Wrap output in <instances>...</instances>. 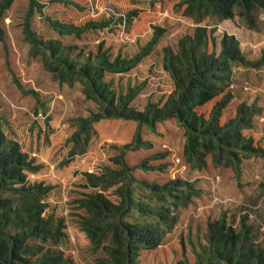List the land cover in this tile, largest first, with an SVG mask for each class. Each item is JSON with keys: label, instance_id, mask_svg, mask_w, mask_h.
Listing matches in <instances>:
<instances>
[{"label": "rangeland", "instance_id": "374dc122", "mask_svg": "<svg viewBox=\"0 0 264 264\" xmlns=\"http://www.w3.org/2000/svg\"><path fill=\"white\" fill-rule=\"evenodd\" d=\"M38 1L48 5L43 13L51 20L75 26L118 18L134 9L141 12L131 27L118 25L91 30L81 38L61 35L39 13L33 15L31 28L43 40H59L93 52L98 51V44L104 43V49H109L113 58L133 57L151 40L155 27L167 30L133 71L107 75L115 86L124 88L130 82L146 81L145 90L132 104L137 111L143 112L148 100L156 103L172 93V77L162 68L163 48L170 46L176 50L179 39L193 34L197 27L216 28L217 53L222 36L229 34L240 41L241 50L249 60L259 62L264 58L263 0H251L249 5L235 1L230 9L232 20L225 19L224 13L213 11L219 0ZM201 2L209 5V10ZM7 3L8 0H0V129L37 164H45L39 173L28 174V180L53 186L46 198L49 206L45 216L63 219L65 226L63 239L41 241L30 237L27 243L42 247L44 252L52 249L60 252L68 264H104L105 242L97 245L82 231L79 218L84 212L77 200L94 191L87 187L85 173L101 175L106 169H120L114 159L120 154L119 148L134 141L138 123L105 119L78 138L81 131L78 119L97 113L98 107L85 97L80 83L56 81L32 48L24 33L29 0H13L10 7ZM230 67L231 79L226 81L229 86H223L231 91L232 97L223 110L222 122L234 119L244 106L248 110L244 111L243 134L253 138L252 146L264 150V63L248 66L232 63ZM30 90L39 95V101L26 93ZM215 102L203 107L201 112L208 116ZM141 136L151 143V149L127 151L125 161L134 166L147 159L149 166H158L159 170L138 169L134 176L159 188L177 181L187 182L193 187V194L183 201L170 197L167 191L152 194L151 190L138 187L145 201L178 209L177 225L166 227L157 248L143 251L140 264H175L183 258L195 263V251L207 244L208 222L219 219L223 213L229 222L233 217L250 214L251 220L261 224L264 230V156L232 146L231 155L214 150L202 157L203 161H192L186 152L185 130L176 119L158 123L155 132L144 125ZM158 153L166 156L154 158ZM184 188L179 185V193H174L184 196ZM116 189L114 186L105 192L115 203L119 201ZM15 263L21 264L18 260Z\"/></svg>", "mask_w": 264, "mask_h": 264}, {"label": "trees", "instance_id": "16d2710c", "mask_svg": "<svg viewBox=\"0 0 264 264\" xmlns=\"http://www.w3.org/2000/svg\"><path fill=\"white\" fill-rule=\"evenodd\" d=\"M215 1V0H213ZM235 1L249 5L251 0H219L213 11L224 13L225 19L232 20L230 11ZM264 1V0H263ZM30 9L24 22V33L32 48L38 52L54 79L61 84L80 83L85 97L92 101L98 111L91 112L87 118H79L81 130L77 137L93 130V125L105 119H121L138 123V132L132 143L119 148L120 154L114 161L119 170L106 169L101 175L85 173L87 187L94 191L84 194L77 200L84 212L79 222L82 231L97 245L105 242L107 257L104 264H140L145 250L157 248L165 235L166 227L171 229L178 223L177 208L173 206H156L145 201L143 191L152 194L167 191L172 198L189 200L193 187L187 182L177 181L171 185L157 187L134 176L136 170H159L158 166H149L144 159L131 166L125 161V152L151 149V143L143 140L141 128L146 125L155 132L157 124L176 119L185 130L187 138L186 152L195 162L203 161L212 151L231 155L229 148L238 147L243 151L257 152L264 156V150L252 146L253 138L243 134L244 106H241L234 119L222 122L223 110L229 105L232 93L223 84L231 79L232 63L244 66L260 65L244 56L240 41L234 36L224 34L220 50L217 53L216 28L197 27L193 34L182 36L176 50L170 46L163 48L162 68L174 84L171 94L162 97L159 102L148 100L144 111H137L132 106L136 98L145 90L143 83H127L126 87L115 86L107 75L129 74L143 59L150 55L160 37L167 33L161 27H155L151 40L133 57L113 58L104 43L98 44V51H86L75 44H64L59 40H43L31 28V19L35 12L46 20L51 28L61 35L81 38L91 30L109 29L112 26L131 27L139 17L134 9L118 18L106 21H89L84 26L60 24L43 13L48 6L38 0H29ZM13 0H8L7 6ZM200 4V3H199ZM200 5H209L201 2ZM248 11V7L245 8ZM212 49V50H211ZM16 83L22 88L20 82ZM39 101V95L27 91ZM216 101V102H215ZM215 102L211 113L206 116L201 109ZM225 145V146H224ZM19 144L9 139L0 129V264H68L60 252L27 243L30 237L41 241L60 240L65 234L64 220L46 217L49 206L46 202L53 186L43 182H31L28 174H37L45 164L21 150ZM162 154L153 155L154 158ZM184 185L186 194L178 196L177 187ZM117 186L119 198L117 203L110 200L105 192ZM175 192V193H174ZM151 197L152 196H148ZM166 197V196H165ZM164 197V199H165ZM167 198V197H166ZM168 199V198H167ZM166 200V199H165ZM206 232V245L195 251V263L186 258L175 264H264V230L261 224L251 220L250 214H243L238 219L227 220V215L209 221Z\"/></svg>", "mask_w": 264, "mask_h": 264}]
</instances>
